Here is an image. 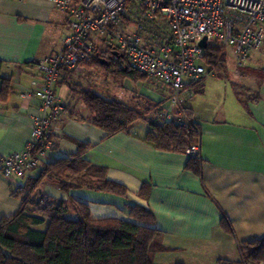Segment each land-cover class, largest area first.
Returning <instances> with one entry per match:
<instances>
[{
    "label": "crops",
    "instance_id": "obj_1",
    "mask_svg": "<svg viewBox=\"0 0 264 264\" xmlns=\"http://www.w3.org/2000/svg\"><path fill=\"white\" fill-rule=\"evenodd\" d=\"M69 20L46 0H0V89L3 79L9 89L0 96V156L23 150L29 141L31 117L38 113L39 102L21 97L20 92L31 88L33 79L39 80L41 73L33 61L61 47ZM246 66L250 74L258 73L254 96L243 99L238 91V99L229 80L227 106L219 94L220 102L203 111L192 100L188 103L189 98L182 99L199 127L197 169L187 168V154L158 149L146 141V122L134 121L126 132L106 136L61 83V73L54 90L64 110L50 127L56 147L27 176L0 174V218L11 216L20 206L21 197L13 191L27 177H36L45 162L76 152L77 142H84L88 144L84 158L105 167L109 179L125 185L126 196L89 189L66 193L47 180L40 187L42 193L55 200L72 197L86 204L92 218L132 220L130 208L141 205L152 212L154 226L162 231L166 245L178 249L189 242L207 244L214 248L212 260L238 262V244L264 236V54L252 53ZM85 72H90L88 67ZM122 83L130 93L115 91L116 95L133 93L158 106L166 96L165 86L148 79L137 81L138 89L125 79ZM198 95L204 99L203 87ZM142 185L145 195H140ZM68 216H73L71 210ZM222 216L230 223L231 233L220 227ZM175 255L160 254L156 264H174ZM207 260L198 263L209 264Z\"/></svg>",
    "mask_w": 264,
    "mask_h": 264
},
{
    "label": "built area",
    "instance_id": "obj_2",
    "mask_svg": "<svg viewBox=\"0 0 264 264\" xmlns=\"http://www.w3.org/2000/svg\"><path fill=\"white\" fill-rule=\"evenodd\" d=\"M46 1L70 20L61 47L33 61L39 80L20 92L23 98L37 99L39 110L31 117L25 148L0 156V174L6 178L27 176L52 153L50 127L64 109L54 89L63 69L82 72L96 52L106 62L128 65L167 90L155 120L187 125L182 99L190 98L208 73V45L229 49L241 68L264 42V0ZM203 38L205 47L199 44ZM184 153L199 156V144Z\"/></svg>",
    "mask_w": 264,
    "mask_h": 264
},
{
    "label": "trees",
    "instance_id": "obj_3",
    "mask_svg": "<svg viewBox=\"0 0 264 264\" xmlns=\"http://www.w3.org/2000/svg\"><path fill=\"white\" fill-rule=\"evenodd\" d=\"M204 59L207 69L215 76L228 77L222 72L226 64V52L222 46L209 44ZM101 61L102 54L96 52L85 66H97L119 81L125 78L133 82L147 80L144 73L128 65L119 67L115 63ZM61 73V83L84 105L90 122L103 130L106 136L126 132L134 121H144L149 127L145 139L158 149L184 153L188 146L198 143L199 127L188 107L183 105L190 121L187 125L170 120H150L146 113L114 97L84 88L73 80V76L78 74L73 70L63 69ZM232 86L239 99L235 84ZM202 87V84L195 86L193 93H202ZM8 90V81L3 79L0 96ZM49 138L55 149L56 141L50 132ZM87 148V143L77 142L76 152L45 162L36 177H27L13 191V195L21 197V203L11 216L0 218V264H156L155 254L173 250L164 243L162 231L154 226L152 212L141 205L130 208L132 220L92 218L86 204L72 197L55 200L40 191L42 183L47 180L56 183L66 193L89 189L126 196L128 189L125 185L109 179L105 167L84 158ZM199 157L189 156L187 168L197 169ZM145 193L142 185L140 195ZM69 210L73 212L72 217L68 216ZM43 225L44 228H38ZM220 227L231 233L225 216L220 220ZM237 248L238 262L222 259L217 264H264V236L239 243Z\"/></svg>",
    "mask_w": 264,
    "mask_h": 264
},
{
    "label": "rangeland",
    "instance_id": "obj_4",
    "mask_svg": "<svg viewBox=\"0 0 264 264\" xmlns=\"http://www.w3.org/2000/svg\"><path fill=\"white\" fill-rule=\"evenodd\" d=\"M132 29V27H130ZM218 45V44H216ZM220 46V45H218ZM226 52V64L223 74H228V77L226 76H220L217 77L212 71L208 70L207 75L204 78V85L203 89L205 92V95L203 96L204 99H202V96L198 94H193L191 98H189L187 101L190 103V101H193V104L197 107L198 111H203L206 106L208 105H214L217 103L219 98L217 95L219 94L221 96V101L223 102L224 99L227 98L228 90H230V81L235 84L236 89L241 92V97L243 99L246 98V96H254L255 95V88H256V82L258 73L257 71H254L253 74H250V71L248 70V67L245 65L244 67L237 68L233 61H232V55L229 49L224 48ZM256 53H263L264 54V42L261 46V48ZM88 67V70L90 72L87 74L85 72V68ZM82 72L78 73L81 75H74L73 80L80 85H82L84 88H92L97 93L101 94L102 96H110L114 98H120L124 99L125 102H128L127 104L136 109L137 111L147 115L148 119L153 120L157 116L158 108L154 104L150 103L148 100L142 97L133 95H116L115 91L127 92L128 94L130 91H126L124 89H128V86L122 81L117 80L113 77L112 74L107 73L105 70L98 68L97 66L90 65L85 66ZM85 72V73H84ZM84 73V74H83ZM245 75V78L244 76ZM124 80V79H123ZM125 80L130 84V87L134 89H138L139 86L136 82L131 81L128 78H125ZM230 80V81H229ZM123 85V86H121ZM123 89V90H122ZM237 99V98H236ZM220 102V100H219ZM228 102L227 99L225 100V106H227ZM144 122V121H143ZM142 124V123H140ZM164 241V239H163ZM165 243V242H164ZM169 246V245H168ZM173 248L172 251L166 252L164 254H178L175 255V263L180 264H199V261H202V259L207 260L209 264H217L218 260H222L223 258H213V251L214 248L212 246H208L207 244H200L196 242H189L187 244H183V246H180L178 249L175 247L170 246ZM179 252V253H178ZM163 254V253H161ZM160 254L154 255V261L156 263V257ZM226 260V259H223ZM239 261V260H238ZM204 262V260H203ZM206 263V261L204 262Z\"/></svg>",
    "mask_w": 264,
    "mask_h": 264
},
{
    "label": "water",
    "instance_id": "obj_5",
    "mask_svg": "<svg viewBox=\"0 0 264 264\" xmlns=\"http://www.w3.org/2000/svg\"><path fill=\"white\" fill-rule=\"evenodd\" d=\"M199 44H200L202 47H205V46H206V40H205V38L201 39V41L199 42ZM101 62L106 63L105 60H103V61H101Z\"/></svg>",
    "mask_w": 264,
    "mask_h": 264
}]
</instances>
